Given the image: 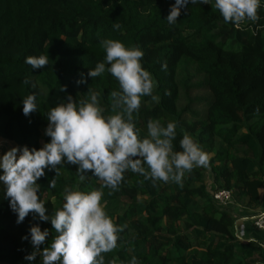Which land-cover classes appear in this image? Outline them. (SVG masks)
I'll return each instance as SVG.
<instances>
[{
  "label": "trees",
  "instance_id": "16d2710c",
  "mask_svg": "<svg viewBox=\"0 0 264 264\" xmlns=\"http://www.w3.org/2000/svg\"><path fill=\"white\" fill-rule=\"evenodd\" d=\"M172 4L174 0H0V140L39 149L50 139L45 135L48 111L69 95L77 103L87 99L88 89L100 94L104 115L114 114L111 92L120 90L118 81L107 71L95 78L87 73L104 59L100 40L138 47L157 97H142L133 114L140 137L147 136L150 119L176 122L174 151L182 150L179 141L188 134L211 158L207 167L186 172L182 186L145 180L129 170L118 190L103 188L105 211L123 229L116 248L102 254L105 264H129L132 257L140 264H264L263 242L241 243L235 208L219 207L212 199L214 192L226 190L236 208L264 210L259 196L264 188V7L258 9L257 21L236 27L225 23L213 4L189 3L170 25L166 17ZM40 55L49 59L43 68L33 70L24 63L26 57ZM82 77L84 83H78ZM33 93L37 111L25 116L22 101ZM76 167L64 164L58 176L46 169L37 181L46 215L62 207L65 189L100 188L90 171L81 180ZM207 170L211 187L205 181ZM51 180L54 188L48 186ZM3 192L0 184V264H41L39 256L24 260L34 249L21 237L32 225L48 229L42 251L55 231L34 213L17 224Z\"/></svg>",
  "mask_w": 264,
  "mask_h": 264
},
{
  "label": "clouds",
  "instance_id": "9594fccd",
  "mask_svg": "<svg viewBox=\"0 0 264 264\" xmlns=\"http://www.w3.org/2000/svg\"><path fill=\"white\" fill-rule=\"evenodd\" d=\"M189 3L213 4L224 22L236 27L245 21H257L258 9L264 7V0H174L167 23L175 24ZM113 27L118 29L120 25ZM99 43L104 59L89 69L87 75L95 78L107 71L118 81L120 90L111 92L114 114L104 115L98 92L88 89L87 99L79 103L69 95L47 113L45 135L50 138L47 143L39 149L12 147L0 155V184L4 186L3 196L9 208L16 215V223H22L29 213H34L40 221H49L56 233L41 251L39 246L49 237L48 229L42 231L38 224L28 229V235L21 237L34 249L24 256L28 262L39 256L41 264H105L102 254L116 248L123 229L105 211L103 188L118 190L129 170L145 180L173 181L182 186L186 172L209 164L207 153L188 134L179 141L182 150L174 151L176 122L165 125L158 119H150L146 124L147 136L140 137L133 114L139 111L142 97L157 99L153 95L155 81L142 66L144 53L138 47H125L113 39ZM24 63L35 70L48 65L49 59L47 55L29 56ZM166 68V64L161 65V70ZM78 83H84L83 77ZM35 111L33 93L23 99L22 113L28 116ZM64 164L76 165L81 180L90 171L101 181L100 188L87 192L65 189L62 207L49 216L45 201L38 195L37 181L45 176L46 169L58 176ZM48 186L54 188L55 181L51 180ZM129 264L140 262L132 257Z\"/></svg>",
  "mask_w": 264,
  "mask_h": 264
},
{
  "label": "crops",
  "instance_id": "0c3cea01",
  "mask_svg": "<svg viewBox=\"0 0 264 264\" xmlns=\"http://www.w3.org/2000/svg\"><path fill=\"white\" fill-rule=\"evenodd\" d=\"M260 200H263L261 196H260ZM239 213L242 217V219L240 220L241 222L238 221L239 218H237L238 222H235L236 224L235 230H236V235L238 237V240L244 243L248 241L263 242L264 234L262 232L256 231L251 225V218H252L251 215L255 214L256 212L255 211H243ZM238 224L239 226H237Z\"/></svg>",
  "mask_w": 264,
  "mask_h": 264
},
{
  "label": "built area",
  "instance_id": "2783aa9c",
  "mask_svg": "<svg viewBox=\"0 0 264 264\" xmlns=\"http://www.w3.org/2000/svg\"><path fill=\"white\" fill-rule=\"evenodd\" d=\"M214 203L222 208H235L232 195L229 191L219 190L212 194ZM252 226L256 231L264 234V216L263 214L253 218ZM264 244V243H263Z\"/></svg>",
  "mask_w": 264,
  "mask_h": 264
},
{
  "label": "rangeland",
  "instance_id": "374dc122",
  "mask_svg": "<svg viewBox=\"0 0 264 264\" xmlns=\"http://www.w3.org/2000/svg\"><path fill=\"white\" fill-rule=\"evenodd\" d=\"M12 147H16V146L11 142H8L5 140H0V155H3L6 151L10 150ZM210 158H211V156L209 155V159ZM205 178H206L205 181L209 184V187H211L210 183L212 181V177H211L209 170L206 171ZM259 195L264 199V188L259 190ZM243 211H244V208L241 205L237 206V208L235 207V210L232 211V214L234 215L235 220H236L235 222H238L242 219L239 212H243ZM255 212H256L255 214L251 215V217H252L251 218V225H252L253 218L257 217L260 214H263L264 210L258 209ZM237 218H239L238 221H237ZM240 222H239V224H240ZM239 224L237 226H239ZM241 243H244V242H241ZM263 243H264V241H263Z\"/></svg>",
  "mask_w": 264,
  "mask_h": 264
}]
</instances>
